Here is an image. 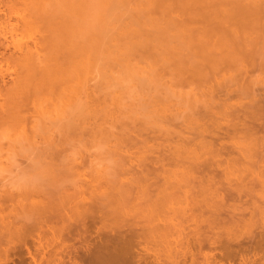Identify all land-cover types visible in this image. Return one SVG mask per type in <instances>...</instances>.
Wrapping results in <instances>:
<instances>
[{
  "label": "rangeland",
  "instance_id": "rangeland-1",
  "mask_svg": "<svg viewBox=\"0 0 264 264\" xmlns=\"http://www.w3.org/2000/svg\"><path fill=\"white\" fill-rule=\"evenodd\" d=\"M50 1L51 3L49 4ZM52 1L54 0H0V264H29L30 262H32L30 264H35L31 258L32 254L37 258V264H53V262L48 261L47 258L51 256L52 252L54 253L53 248H57L58 245L52 242L54 240V234L49 226L57 229L59 226H56V224H62L64 220L59 218L58 215L60 214L64 216V219L65 216L69 217L68 215H70L69 219L72 221L73 219H78V217L81 218L82 215L85 214L84 211L95 210V200H106L104 197L105 194L110 196L112 194L111 200L114 197L115 202L120 198H124L125 200V197L130 201L127 202V200H122V203L111 201V205L108 204L105 210L103 209L106 219L103 218L104 220L102 219V223L99 222L100 219H97L96 227H102L101 230L103 229L102 232L106 233V237L109 234L112 236V234L117 232L119 229L117 227H121L119 225L123 226L120 229H127V227L121 223H133V216H136V214H139L137 216H139L142 225H144V219L146 224L144 225L145 228L154 227L155 229L150 228L153 230L161 228V230H159H165L163 232L166 233L162 236L160 235V238L158 236L160 234L159 230V234L158 231H152L155 241H152V236L151 240H145L144 244V240L142 243H140V241L139 243L142 247L137 242L131 243V247L133 244L136 246H134V248L132 247V250H130V246L128 247V250L131 252L128 251L129 254H126V264H264V249L255 248L256 245H258V239L264 236V188H262L258 182V176H264V158H262L264 155L260 154L261 148L264 147H261L262 144L259 142L260 132L257 135H251V131L250 133L246 132L250 134L249 137L244 134L245 131H239L244 133H235L232 130V124L235 123V115L239 116L240 114L242 115V113L244 115V112H242V110H244L243 107L245 108L246 105L250 106V104L253 106L254 104L253 107H250L251 110L256 107L255 101L258 103L260 97H264V80H262L264 79V53H262V51H264V49H262L264 48V0H228V2L220 0L213 4L212 7L209 5L210 8L216 9L214 14L218 12L215 15L219 17V13H224L225 10H229L230 8L232 10L236 8L237 11L238 7L240 8L242 5L241 9L244 7V9H248V11H256L258 7L253 6V4H255L260 7V11L258 9L260 13L258 16L262 17L259 18L257 16L256 23L254 21L256 17L249 15L250 17L248 18H250V20L245 19L246 22L251 24V26H249L242 18L240 19L243 22H238L240 21L238 18V23L234 24V19H232V22L231 19H229L230 17H223L229 13L228 11L220 15L221 18L229 19H226L225 23H221L224 28L236 27L237 30L239 28H246L240 31H245L244 33L248 37H246V42L249 43L248 47L250 50L248 49V52H246L250 55L247 56L246 52V56L243 53L242 55L248 58L254 54V57L251 56L254 60L248 58V60L245 59L247 60L246 62L243 59L244 61L236 60L235 62H231L230 65L229 63L223 64L222 67L219 65V69H217L218 67L213 69L214 72L211 69L217 66L218 63L212 64L210 65L212 68L209 67V71H206L208 72V77L205 80L195 76L190 70L183 69L182 71L177 69V67L173 68V70L177 69V71H172V68H170V70L169 68L167 69L164 64L166 63L164 62V57L163 61L161 58L164 56L162 52L164 51L163 48L167 49V45L170 47H173V45H177L176 47L182 46L184 49L187 47L186 40L188 41V39L185 38L186 36L183 33L184 37L182 34L180 36L183 30H181V28L186 26L183 24L186 23L184 22V18H188L187 20L190 22L194 21L191 23L194 29L197 27L199 28L200 25L201 28L213 25L211 22H218V17L216 19L213 14L210 15V13H208L211 18L207 17L208 15L206 18H209L208 22L210 24H207L205 20H203L205 23L203 22L202 24L200 15L197 17L201 19L200 21L199 19L192 21L187 17L188 14L185 16L182 11L179 12L178 8H175L176 11L171 13L161 10L162 14L164 13L163 16L165 15L164 18L173 16L171 18H173L174 22L172 21L171 23L174 24L168 27V19L162 20V15H160L161 11L160 13L158 12L159 10L152 14L145 13L142 17L143 21L144 18H146L144 22V30L147 29V31H145L146 33L148 31L150 32L147 28L150 25L149 23L153 25L155 22H158L157 24H159L160 21L161 23L159 25L161 29L164 28L166 30L168 27L169 31L173 30L166 32V34H162L164 36H159L158 34V37L154 34L158 38L154 39L153 42L150 40L154 38L152 37L153 33L145 35L144 32L143 41L147 42L148 38H150V44L146 42L145 44L148 46L154 45L157 46V48L154 47L153 49L150 47L151 50L147 45H144L145 48L141 47L134 55V59L129 60V64H132L133 61L131 66H134H130V68H135L134 70H137V67L139 69L138 74H140L136 79L130 80L133 84L130 81H125L123 87L120 85L119 87L118 85H111L112 87L107 89L106 87L102 88L103 85L99 84L101 83L99 77L95 79L97 82H94V80L92 81L94 84L92 85L96 86H92V89H96L95 93L100 95H98L100 101L104 100L102 98H106L108 103H111L115 108L116 105L112 103L115 99V103L120 101L123 106H121L120 110V113H122L121 115L120 113L118 115L115 114L117 116L115 118L113 117L114 115L112 116L113 118L111 119L114 124H112L110 119L109 123L106 124V128L107 125L109 128L111 124L108 134H106L107 132L104 134L100 133L105 132L104 130H98L97 124L95 123L98 121V123H100L101 120L99 119H97V122L91 120L88 121L89 124H87L88 122L85 124L89 128L91 123L89 131L92 129L93 133L91 132L92 130L90 132L86 131L88 130L86 126L82 131L81 129L79 130L80 125L79 128H75L74 131L70 125V123L72 125L74 123V118L70 116L72 115L71 108L65 107L66 109L62 110L61 101L63 102V100H61L62 98L58 99L60 91L48 93L44 85L42 86L40 84V81L43 83L42 78L36 75L34 77L31 75L29 76L23 64L27 55L29 56V53L33 56V59L36 58V60L37 58L43 57L42 41L46 33L45 27L49 15L51 18L55 17L56 21L59 20L57 18L62 20V18L64 19V17L67 16H77L76 14L100 16L101 13L104 12V4L112 0H65L66 3L64 5H62L63 2H65L64 0H62L63 2L59 0V2H62L61 4H56ZM76 1L79 3L83 2L84 8L82 9L84 10L87 8V10L83 11L81 8H77L78 6L75 7L73 4L69 3L74 2L76 4ZM239 1L242 2L241 5ZM44 5L47 7L43 8L42 6ZM237 5L240 6L236 7ZM249 5H251V8ZM72 7L77 11L73 9L74 12L70 13L73 11ZM219 8L225 9L220 10ZM248 11H246L247 14ZM47 13H49L48 16L43 18ZM102 15L104 16V14ZM149 15L151 21L155 20V22L150 21L148 18ZM105 16L107 15L105 14ZM151 16L154 19H152ZM155 16L156 19H161L156 21ZM128 18L131 17L128 15ZM243 18H245V14ZM54 20L49 21L54 23ZM148 20L150 21L149 23ZM218 24H220V22H218ZM176 25L177 29L173 27ZM222 26L219 25V27ZM156 27L160 29L159 26ZM171 27L173 28L171 29ZM178 27L181 28L178 29ZM209 28L210 30L213 29H211V26ZM215 28L216 26L212 31L215 32V30L218 29ZM154 30L155 28H153L151 32H154ZM179 30L181 32H178ZM176 33H178V35ZM250 34L252 37L249 36ZM256 44L257 46L254 47ZM155 48L158 51L160 49L163 50L160 52L162 56H160L159 52L155 51ZM184 51V54H186V52H188V55L191 54L188 50ZM133 54L131 56H133ZM169 54L170 52L168 55ZM192 55L193 54H191V56ZM256 55H259L258 57L260 58L257 57L259 59L257 62ZM186 59L188 60V56L185 60ZM190 59L191 57L189 61ZM193 59L196 61L198 59L204 64L201 60L202 58L200 57L199 59L198 55L197 58L194 57L191 61H193ZM243 62L246 64V67ZM197 63L200 62L197 61ZM225 65L226 68H224ZM238 66L243 67L241 69ZM243 68L247 70L245 69V71ZM105 71L109 73L108 70ZM158 71L159 74H157ZM142 72L144 73L142 74ZM243 73H245V75H243L244 78L242 77ZM141 74L147 77L140 79ZM153 75L156 76L154 77ZM134 81H136L135 84ZM212 85L214 88L212 93L210 91L208 94L204 95L203 92H208L210 88H212ZM27 86L28 88H26ZM120 88L123 90L122 92ZM206 88L208 90H206ZM118 94L121 96L120 99L117 96ZM97 95L96 98H98ZM106 95L107 97H105ZM114 95L116 96L113 99ZM60 96L62 97V95ZM48 97L49 99L50 97H54L56 98L55 100L58 101L54 104H50L48 103L49 100H47ZM54 98L51 100H54ZM108 99H111L110 101L112 102H109ZM262 100H264V98H262ZM104 102L99 103L102 105ZM111 105L110 108L112 107ZM254 110H252L251 113H253ZM246 112L249 113L250 111L248 110ZM118 116L122 118L119 119ZM244 116L248 115L245 114ZM70 120L73 122H70ZM115 120L116 122H114ZM93 123L96 125V128H92L95 127ZM74 127L75 126H73V128ZM203 128H206L207 132H204ZM128 129L130 130L128 131ZM226 129H229L228 132L231 133L233 131L231 135L227 134L228 137L223 138L229 151H222L221 155L216 156L215 159L221 160L231 158L232 160L229 163L223 160L222 167L217 168L219 174L216 175V180L231 191L241 188L244 191H248V194L246 196L243 195L241 198H238L236 195H234L233 199L227 198L223 207L233 214V219L231 223H222L212 228L209 227L204 220L211 216L212 210L207 207L213 204L215 199L210 192L211 190H203L200 185H197V180L195 178L190 177L188 181V166H190V164L193 165L194 160H202L203 158L214 163L215 166V161H213L211 152L207 153V151H209L212 141L215 146L219 145L222 136L225 135L227 131ZM97 131L100 132L98 133ZM210 131L214 133L211 134ZM219 136H221L220 139L218 138ZM181 144L184 145H182L183 148L186 146L189 150L186 147L182 149L180 147ZM184 154L188 155L189 158H186ZM244 155L247 156L245 157ZM182 158H185V161ZM186 159L188 162H186ZM190 159L193 160L191 161ZM51 165H53L54 168ZM140 169L143 170V173L146 172L145 177L148 179L146 182L147 184H150V182L153 181V179L150 178L154 177L155 181H157L155 184L157 191L149 187L148 189H150L151 193H139L144 199L138 194L136 196H139V198H136L135 195H132L133 193L135 194L137 190L136 184H132L133 189L130 190L134 191L130 196H134L137 200L128 196L129 194L127 193L131 192L125 193L127 196H125V194L123 196H118L121 190H116L122 184V189L126 190L123 186L128 187V181L131 184V182L134 183L139 180L141 181L140 184H143V174L142 172L139 173L142 171ZM185 170L187 173H185ZM222 170L224 171L222 172ZM198 173L200 172L196 174ZM132 175L135 176V178H133ZM125 177H127L126 179H128V181L124 179ZM123 181L126 183H123ZM131 186L130 188H132ZM186 189L191 191V193H187L188 196L185 193ZM114 191H116L115 194H113ZM203 192H205V194ZM259 192L262 194L261 196L258 194ZM100 194L104 195L101 196ZM146 194L151 199H153L154 196L155 201L153 200L152 202L153 206L148 203L150 207L149 205L147 207V204H145L146 200L149 202V198ZM65 196L67 198L70 197L69 201H71L68 202ZM138 201L143 203H138ZM136 202L139 205L136 204ZM25 205L28 207L26 210L27 213L25 211ZM143 205L144 207H142ZM139 206L141 208L137 209ZM29 210L31 211L28 212ZM189 210L191 213L193 212V215L188 217L191 221H188V219L186 220V216L189 215ZM53 211L57 213L56 216H58L54 218L53 216L55 215H52L54 221L49 218L51 217L49 216L51 212L54 214ZM140 211H145V213H140ZM58 212H60V214ZM131 212H135L136 214H132ZM226 213L227 212H223L222 215L227 217L228 214ZM127 215H130L131 221ZM144 216L146 219L143 218ZM139 218L136 217L135 219L138 220ZM122 219H124V222ZM118 221L121 222H119V225H117ZM189 224L190 227L187 228ZM92 227L91 233L93 237H95L96 227L95 225ZM112 227H114V229ZM104 228H106L107 231H105ZM214 233H218V248H214L209 241L214 237L211 236L214 235ZM201 234L205 235L207 239L204 238L206 241L204 240L203 246L199 247L196 239L198 236H201ZM38 237L40 241L39 244L36 240ZM169 239L171 241H169ZM187 239H189L190 242ZM72 240V242H70L74 243L76 246H78V244L80 245L83 241L85 242L83 238L82 240H78V238L77 240ZM37 245H40L37 248L42 250H38L36 248ZM50 246H53V248ZM144 246L145 249L143 250ZM260 246L264 247V245ZM139 249L142 250V252ZM35 251L38 252L36 253ZM47 254H49V256ZM133 254L138 257L140 255L141 260ZM131 257L133 258L132 260ZM26 261H28V263Z\"/></svg>",
  "mask_w": 264,
  "mask_h": 264
},
{
  "label": "bare ground",
  "instance_id": "bare-ground-1",
  "mask_svg": "<svg viewBox=\"0 0 264 264\" xmlns=\"http://www.w3.org/2000/svg\"><path fill=\"white\" fill-rule=\"evenodd\" d=\"M61 1L59 2V0H58V2H57V0H54L52 2H54L56 4L57 3L61 4L63 2V1L62 2ZM66 1H68V0H66ZM66 1L63 2L62 5H64L66 3ZM217 1H220V0H112V1L107 2L106 4H104L103 11L105 13L104 12L101 13L100 16H90V15H84V14L82 15V14H76L75 13L77 16H73V14H72L73 17L67 16V17H64V19L62 18V20L60 18H57V19L61 20V21L57 20L58 23H57L55 17L51 18V17H49L50 15L48 16L49 13H47V15L45 14V16H43V18L46 17V16H48V18H49V19L47 18L48 22H46L47 20L44 19V20H46L45 22L47 24H46V27H45L46 33H45L44 39L42 41V47H43V49H42L43 55L42 56L43 57L39 58L40 60L38 58L36 60V58L33 59V56H31L30 53H29V56L28 55H27V57L25 56L26 58H25V62L23 64L24 68L29 73L28 74L29 76L31 75V76L34 77L36 75V76H39V78H42L43 83L40 81V84L42 86L44 85V88L48 91V93L55 92V91H60V93L58 94V96H59L58 99L62 98L61 100H63V102L61 101L62 110H65L66 108H71L72 115H70V116H71V118H74L73 119L74 123H73V125L70 123V125L72 126V129H74V131H75V128H79V125H80L79 130L81 129V131H82V129L86 126L85 125L86 122L91 121V120L97 122L98 121L97 119H99V120H101L100 123H98L99 121L97 123H95V122L94 123L97 124L98 130H100V131L104 130L105 131V132H100V131L99 132L103 133V134L107 132L106 134H108V130H109V128H111L110 127L111 124H110L109 128H108V125H107V128H106V124L109 123L110 120L112 121V124H114L113 120L111 118L117 117L116 115H118L120 113L122 104H121L120 101L119 102L116 101L117 103H115V99L114 98H115L116 95H114V97H113L114 102L110 101L112 98L110 100L108 99L109 102H112V103H114L116 105L115 108L117 109V112L119 111L117 113L116 109L114 108V106H112L111 103L109 104L108 101L106 100V98H102V99L105 100V102H104V100L100 101V98L98 97L99 94L97 95L95 93L96 89L95 90H94V88L92 89V86L94 85L92 81L94 80V82H97V80L95 81V79L97 77H99L100 80H101V83H99V84L103 85L102 88L106 87L108 89L109 87L111 88L113 85H118V87L120 85V86L123 87V83H125V81L129 82L130 80L136 79L137 76L140 75V74H138L139 69L137 67H136L137 70H134L135 68L134 69L130 68V66L133 64V61H132V64H129V60H133L134 59V55L136 54V52H138L141 49V47L145 48V46L147 45V44H145L146 41H143V39H144L143 38V34H144L145 31H147V29L144 30V26H145L144 22H145L146 18H144V21H143V17L142 16L145 15V13L152 14L153 12H155L157 10H159L158 11L159 13H160L161 10L163 12L171 13L173 11H176L175 8H178L179 12L182 11L185 14V16H186V14H188L187 17L190 18L189 20L193 21L195 19H199L197 17H198V15H200L202 20L199 19V21L201 20L202 24H203V22H204L203 20H205V21H207L206 23L208 24L209 23L208 20H209V18H211V16H209L208 13H210V15L213 14V16L216 17V19L218 17V16L215 15L218 12H216L214 14L216 9L210 8ZM225 2H228V0H225ZM50 3H51V1L49 2V4ZM69 3L73 4L75 7L78 6L77 8H81V9L84 8V3L83 2H82L83 4L81 2L80 3L77 2L76 4L74 2H69ZM233 3H234V1H233ZM239 3H240V5L242 4L241 1H239ZM73 5H71V6H73ZM209 5H210V7H209ZM240 5H237L236 7H238ZM249 6L251 8V5H249ZM253 6L258 7V9L260 11V7L259 6L255 5V4H253ZM42 7L44 8L45 5L42 6ZM241 7L240 8L238 7L237 11H236V8L233 9V10L231 8L229 10H225L226 12L224 11V13H227V11L229 13H227V15H225L223 17H230L229 19H231V21H232V19H234L233 20V21H235L234 24H237L238 22H241L242 20H244V22H246L245 19H249L250 20V18H248L250 16H252V17L255 16L256 19H254V21L256 22L257 16L260 14L258 9L256 10V8H255L256 11H252V10L248 11V9H244V7L241 9ZM73 9L75 10L74 7H72V10ZM219 9L221 10L222 8H219ZM224 9H222V10H224ZM74 10L71 11L70 13H73ZM84 10H87V8H85ZM45 11H46V9H45ZM75 11H77V10H75ZM162 11H161V14H160V15H162V20H164V19L167 20L168 19L167 20L168 21L167 25L169 24L168 27H170V25L174 24V23H171L173 21V18H171V17H173V16H171V17L169 16V18H164L165 15L163 16L164 13L162 14ZM231 11H233V12H231ZM246 11H248V14H247ZM79 12H81V11H79ZM85 12H87V11H85ZM82 13H84V12H82ZM102 14H104V16ZM105 14L107 16H105ZM166 14H168V13H166ZM221 14L220 13L218 14L219 15L218 19L220 20V21L218 20V22H220V24H218V22L213 21V23L211 22V24H213L214 26L213 25H209V26L205 25L206 26L205 28H207L208 30L203 28V27L201 28L200 27L201 25L199 26V28H201V29H199L198 27L193 29V27L191 26V23H193L194 21L190 22V21L187 20L188 18H186V19L184 18V22H186L187 24L183 23V24L186 25V26H184L185 28L184 27L183 28L180 27L181 30L182 29L183 30H182V32L180 30L178 32H181L180 36L183 33L186 36L185 38L188 39V41L186 40V42H187L186 46L187 47H185V49L182 48V46L176 47L177 45H173V47H170L169 45H167L168 46L167 49L163 48L164 51L161 50V49L158 51V50H156L157 46H154V45H152V46H148L147 45V46L149 48L152 47L153 49H154V47H156L155 51L159 52V53L163 51L162 53H164V56H162L161 53H160V56H162L161 57L162 61H163V57H164V62H166V63H164V62L163 63L166 65L167 69L169 68V70H170V68H172V71H174V70L177 71V69L182 70V71H183V69L190 70L195 76L201 78L202 80H205L208 77L207 76L208 72H206V71H209V69L212 68L210 66L212 64L218 63L217 66H214L211 69L213 71V69L218 67L219 65H221L220 67H222L223 64H228L229 63V65H230L231 62H235L236 60L244 61L245 59L248 60V58H251V59L254 60V58H253L254 54L251 55L253 57H251V56H249L248 58L245 57L246 53L248 52V49H249V47H248L249 43L246 42L247 41L246 39L248 37H247V35H245V33H244L245 31L241 32L240 30L241 29L245 30L246 28H239L238 30L236 29V27L235 28H231V27L227 26L228 28H224L221 25V23H225L226 19H228V18H226V19L225 18H221V16H220ZM244 14H245V18H243ZM128 15L131 18H128ZM156 16H157V14H156ZM156 16H155V19H156ZM202 16H204V17H202ZM206 16L209 17V18H206ZM146 17H147V15H146ZM260 17H262V16H260ZM148 18L150 19V15H149ZM151 18H152V16H151ZM203 18H206L207 20L203 19ZM235 18H236V20H235ZM238 18L239 19L242 18V20L240 19V21H238L239 20ZM259 18H258V20H259ZM52 19L53 20L55 19L54 23L51 22V21H53ZM152 19H154V18H152ZM160 19L161 18H158V19H156V21H158ZM49 20H51V21H49ZM142 21H143V23H142ZM150 21H151V19H150ZM150 21L148 20V23ZM180 21L182 22L181 19H180ZM151 22H155V20L151 21ZM189 22H190V24H189L190 27L188 26ZM252 22H253V20H252ZM155 23L153 24L154 26L151 23H149V24L152 25V26H150L148 24L150 27L148 26L147 28H148V30H150V32L149 31L147 33L145 32V35H149L148 33H153L152 34L153 36L152 35L151 36L154 37L152 39L148 38V41L150 39L153 42V40L158 38L159 36H164L162 34H166V32L172 31L173 27H176L175 29H177V25H176V26L171 27L172 30H170V31H169V28L167 27L166 30H168V31H166L164 28L161 29V27L159 25L161 23V21L159 22V24H157L158 22H155ZM246 23H248V22H246ZM219 25L222 26V27H219ZM247 25L251 26L250 23H248ZM156 26H159L160 29H157L158 27H156ZM210 26H211V29L213 28L212 30H214L215 26H216L215 29H217V28L218 29L215 30V32H214V31L210 30V28H209ZM152 27L155 28L154 32H151V30H153ZM180 28L178 27V29H180ZM249 30H247V31H249ZM154 34L157 35V36L159 34V36L157 37ZM176 34L178 35V33H176ZM183 34H182V36H183ZM165 36H167V35H165ZM249 36H251V34ZM144 37H146V36H144ZM210 37H212V38H210ZM251 39H253V38H251ZM148 41L146 43L150 44V41L149 42ZM152 42H151V44H152ZM1 46H2V43H1ZM255 46H257V44L254 45V47ZM262 49H264V48H262ZM184 50H188L189 53L193 54L191 56V54L188 55L187 54L188 52H186V54L188 56V60L187 59L185 60V58H187V56H186V54L183 53V52H185ZM251 50H254V49H251ZM169 52H170V54L168 55ZM259 52H261V51H259ZM242 53L245 54V56L242 55ZM256 53H257V51H256ZM262 53H264V51H262ZM31 54H32V52H31ZM132 54H133V56H131ZM171 54H173V55H171ZM197 55H198L199 59H200V57L202 58L201 60L204 62V64L198 59H197V61H199L201 64L197 63V61L194 60V59H193V61H191L192 58H194V57L197 58ZM248 55H250V54L247 53V56ZM258 56L259 55H256V58ZM129 57L130 58L133 57V58L130 59ZM190 57H191V59L189 61ZM242 57H244V58H242ZM258 58H257L256 62L259 61L260 58L259 59ZM247 60H245V62ZM23 61H24V57H23ZM130 63H131V61H130ZM167 63H168L169 66H170V64H171V66L172 65L173 66L169 67L167 65ZM136 66H138V65H136ZM240 66H241V64H240ZM240 66H238V67L242 69L243 66L242 67H240ZM131 67H134V66H131ZM176 67H177V69L173 70V68H176ZM245 67H246V64H245ZM207 68H208V70H207ZM224 68H226V65L224 66ZM217 69H219V67ZM245 69L246 68H243V70H245ZM105 70H108L109 73H107V71H105ZM154 70H155V68H154ZM130 71H132V72H130ZM141 71H143V70H141ZM136 72H137V74H136ZM132 73H135V74H132ZM143 73L144 72H142V74ZM142 74H141L140 79L147 77L146 75L142 76ZM157 74H159V71L157 72ZM147 75H148V73H147ZM243 75H245V73L242 74V77L244 78ZM151 80H153V79H151ZM262 80H264V79H262ZM130 82L132 83V81H130ZM135 83H136V81H134V84ZM28 86H29V84H28ZM28 86L26 88H28ZM93 87H96V86H93ZM208 87H211V86H208ZM213 89L214 88H213V85H212V88H210V90L208 92H205V91L203 92L204 95L208 94L210 91L212 93ZM102 90H105V89H102ZM206 90H208V89L206 88ZM122 91L123 90L121 89V92ZM97 93H98V91H97ZM105 94H103V95H105ZM60 95H62V97ZM96 95H97L98 98H96ZM117 96L120 99L121 96H119V94ZM105 97H107V95ZM53 98L54 97H50V99H49V97H48V99H47V100H49L48 103H50V104L53 103L54 104V103H56L58 101V100L56 101L55 100L56 98H54V100H55V102H54V100H51ZM262 98H264V97H260L261 100L259 99L260 103H259L258 99H257L258 103H257V101H255L256 102V104H255L256 107L252 108L251 110H250V107H253L254 104H253V106L250 104V106L246 105L245 108L243 107L244 110H242V112H244V115L246 114L248 116H244L243 113H242V115L244 117L241 114H240L241 117H240V115L239 116L235 115V117H234L235 123L232 124V130L235 133H238L239 131H245V133L244 132H239V133H244V134H246L248 136L250 134L251 135H253V134L257 135L260 132V135H259L260 141L259 142H261V144H262L261 147H264V100H262ZM99 102H101V103L104 102L105 104L103 103L102 105H100ZM110 105L114 109L112 107L110 108ZM247 109L250 111L249 113L252 116L248 112H246V111H248ZM252 110H254L256 113L254 111H253V113H251ZM121 114L122 113H120V115ZM120 118H122V117H119V119ZM117 120H118V118H117ZM71 121L72 120H70V122ZM121 121H122V119H121ZM114 122H116V120ZM87 124H89V122ZM73 126H75V127L73 128ZM90 127H91V123H90L89 128ZM87 128H85V129H87ZM89 128L86 131H89ZM92 128H96V125H95V127H92ZM123 129H124V127H123ZM239 129H241V130H239ZM91 130L92 129H90V131ZM129 130L130 129H128V131ZM228 130L226 131L225 135L222 136V140L220 141L219 145L215 146V144L212 143L213 142L212 141L210 143L209 151H207V153L211 152V154L213 156V161H215V166H214V163H212V162L208 161L206 158L202 157L203 158L202 160H194L193 161V165L190 164L191 167L188 166L189 169L187 167V169L189 171L188 172V174H189L188 175V177H189L188 181L190 180V177L191 178H195L197 180V185L198 186L200 185L203 190H211L210 192H211L212 196L215 199V202L207 207L208 209L212 210L211 216H209L208 219L204 220L206 222V224H208L209 227H212V228H214L216 226H219V224H222V223H227V222L231 223V221L233 219V214L230 211H228V209H225L223 207L225 205L226 201H227V198H229V199L232 198L233 199L234 195H236L238 198L239 197L241 198L243 195L246 196L248 194V191H244L241 188L233 189L231 191V190L227 189L224 185L220 184V182L218 180H216V175L219 174V170L217 168L222 167L223 160L226 163H229L232 160L231 158H226V159H221V160H216L215 159L216 156H220L221 155L222 151H225V150L229 151V149L226 147L227 145H225V140L223 139V138L228 137V135H231L233 133V131L231 133V132H228ZM128 131H126V132H128ZM203 131L207 132L206 128H203ZM250 131H251V133H250ZM83 132H85V131H83ZM83 132H81V133H83ZM91 132L93 133V130ZM110 132L112 133V131H110ZM210 132H211V134L214 133L213 131H210ZM246 132H249L250 134H248ZM112 134H114V133H112ZM136 134H135V136H136ZM121 136H120V138L122 139ZM201 136H203V135H201ZM220 137L221 136H219L218 138L220 139ZM182 145L183 144H181L180 147L182 149H185L186 146L183 148ZM187 149L189 150V148H187ZM260 152H259L260 154L264 155V148H261ZM184 155H185L186 158H189L188 155H186V154H184ZM197 156H198V154H197ZM244 156L246 157L247 155H244ZM180 157H181V155H180ZM120 158H121V156H120ZM177 158H178V155H177ZM262 158H264V157H262ZM182 159L184 160L185 158H182ZM193 159H195V158H193ZM186 162H188L187 159H186ZM51 166H53V165H51ZM53 168H54V166H53ZM214 168H216V169H214ZM140 170H142V169H140ZM223 171L224 170H222V172ZM141 172L143 174V177H142L143 178V184H140L141 181H139V180L134 182V183L131 182V184H130L128 179H126L127 177H125L124 179H126L128 181L127 184H128L129 189H128V187L123 186V188L124 187L126 188V190H123L122 187H121L123 184L121 186L119 185L121 188L118 187L117 190L115 189L116 191H118L119 189L121 190V191H119V193L117 192L118 196H120V195L123 196L125 193L131 192V193H127V194H129L128 196L132 197L135 200L137 197L139 198V196H142V195H140L141 193H147V194L151 193L150 189H148L149 187H152L153 189H155L157 191V187L155 186L157 181H155L154 177H151L150 179H153V181L150 182V184H147L146 182L148 181V179L145 177L146 172L143 173V170H142L139 173H141ZM197 172H200V173L196 174ZM185 173H187L186 170H185ZM123 174H124V172H123ZM133 178H135V176H133ZM131 179H129V180H131ZM109 180H108V182H109ZM135 180H137V179H135ZM125 181H123V183ZM258 182L261 185V187L264 188V176L259 175L258 176ZM132 184H136L135 186H136L137 190L135 191V194L134 193L132 194V192L134 190L133 191L130 190V189H133V185ZM129 185L130 186L132 185L131 186L132 188H130ZM135 186H134V188H135ZM89 188H86V189H89ZM96 188H97V186H96ZM114 188H113V190H114ZM101 190H103V189H101ZM128 190H130V191H128ZM186 190H185L186 195H187V193H191V191L189 189H186ZM91 191H92V189H91ZM116 191H114L113 194H115ZM205 192H207V191H205ZM205 192H203V193L205 194ZM131 194L135 195L136 198H134V196H130ZM137 194L139 196H136ZM258 194L260 196L262 195L260 192ZM100 195L103 196L104 194H100ZM107 195L108 194L104 195L106 200L102 199L103 201L102 200H100V201L95 200L96 202L94 201L96 203L95 210H93V211L92 210L84 211L85 214L82 213L83 215H82L81 218H79L77 216L79 220L77 218L73 219V221L70 220L69 219L70 215H68L69 217L65 216V219H64L63 218L64 216H62L60 214V212H58L61 215V217H60V215H58L59 218H62L61 220H64V221L63 222L61 221L62 224H60V225H57L58 223L56 224V226H59V227H57V229L54 228V227L49 226L50 229H52V233L54 234V240L53 241L51 240V241L53 242V244H57L58 247L54 249L53 246L52 247L50 246L51 248H53L54 253L52 252L51 256L49 258H47L48 261L53 262V264H98V263H102V264H115V263L116 264H126L127 263L126 262L127 261V259H126L127 255L126 254L127 253L129 254V252H131V251L128 250V247L130 246V248H131L130 250H132V247L134 248V246H136L135 244H133V246L131 247V245H132L131 243H134V242L139 243L140 241H141L140 243H142V241L144 240V242H143V244H144L145 240L150 241L151 240V236L153 238L152 231L155 232V231H158L159 229L161 230V228H159L158 230L157 229L156 230L150 229V228H154V227H147L148 229L145 228L144 225H146V224L144 222V219H143L144 225H142L140 223L139 216H137L139 214H136L137 212L135 211L136 213L133 212V213L136 214V216H133L134 217V219L132 220V221H134L133 223H131V224L127 223L126 224V222L123 221L124 219H122V221L124 223H121L120 221H118V224L116 223L117 225H119V222L121 224H124L127 227V229H125V230L124 229H120L123 226L119 225L121 227H117V228H119L120 230L118 229V231L115 232L114 234H112V236H111V234H109L106 237L105 236L106 233L102 232L103 229L101 230L102 227H96V222H97V219H100L99 222L102 223V219L103 218L106 219L104 217L105 214H104L103 209L105 210V208H106V206H108V204H110L112 202H115L114 197L111 200L112 194H111V196L110 195L107 196ZM125 196H127V195L125 194ZM151 196H152V194H151ZM147 197H148V195H147ZM69 198L70 197L67 198L68 202L71 201V200L69 201ZM142 198H143V196H142ZM148 198H149V202L146 200L145 204H147V207L149 205L148 203H150V205L153 206L152 202L154 200V196H153V199H151L150 197H148ZM120 199H117L116 202L117 203L118 202L122 203V200H124V198L121 199V200ZM125 200H127V197H125ZM150 200H151V202H150ZM64 201H67V200H64ZM124 201H123V203H124ZM128 201L129 200H127V202ZM97 202H98V204H97ZM134 202H132V203H134ZM139 202H141V201H138V203ZM138 203L136 202V204H138ZM141 203H143V202H141ZM27 205L24 206L26 208L25 211L28 208V207H26ZM120 205L123 206L122 204H120ZM144 205L142 207H144ZM150 205H149V207H150ZM136 206H134V207H136ZM140 206L137 207V209L141 208ZM122 208H124V207H122ZM119 210H121V209H119ZM190 210H189V215L187 214L188 216H186V220L188 219V217L190 215H193V212L191 213ZM30 211L31 210H29L28 212H30ZM145 211H142V212L140 211V213H145ZM223 212H227L226 213V214H228L227 217H224L222 215ZM26 213H27V211H26ZM51 213L49 214V216H51L49 218H51L54 221V219L52 218V215H55V216H53L54 218L58 217V216H56L57 213H55V212H54V214L53 213L51 214ZM122 214H124V213H122ZM143 215H145V214H143ZM79 216H81V215H79ZM127 216H129V218H130V215H127ZM136 217H138L139 219L136 220L135 219ZM85 218H87V219H85ZM143 218L146 219L145 216ZM58 220H60V219H58ZM129 220L131 221V218ZM188 221H191V219L190 220L188 219ZM188 221H186V222H188ZM94 225L96 227V230H95V234L96 235H95V237H93V235L91 233V231L93 229L92 226H94ZM189 227H190V224H189V226L187 228H189ZM112 228L114 229V227H112ZM10 229H7V230H10ZM104 229H105V231H107L106 228H104ZM170 230H172V229H170ZM16 231H18V230H16ZM159 231H158V234H159ZM163 231H165V230L160 231V234L158 235L160 238H161L162 235L166 234ZM8 232H10V231H8ZM169 232H171V231H169ZM15 233H17V232H15ZM173 233H174V231H173ZM175 233H176V231H175ZM11 234H13V233H11ZM217 234L218 233H214V235H211V236H214V237L209 240L210 244L214 248L215 247L218 248L217 246H219V239H218ZM176 235H177V233H176ZM109 236H111V237H109ZM146 236H148V237H146ZM156 236H157V232H156ZM92 237H93V240L91 241ZM77 238H78V240H82V238H83L85 240V242L83 241L80 245L78 244V246H76L74 243H71L72 241H74L72 239H76L77 240ZM172 238H171V240H172ZM204 238H206V236L201 234V236H198V238L196 239V241L198 242L199 247L203 246V241L204 240L206 241L207 238L206 239H204ZM154 239L155 238H153L152 241ZM165 239H166V237H165ZM36 240H37V242L39 244L40 243L39 237ZM171 240L169 239V241H171ZM187 240L189 241V239H187ZM260 240H264V236H261L258 239V241H257L258 245H256L255 248L264 249V247L260 246V245H264V241H260ZM147 241H146V243H147ZM79 242H81V241H79ZM140 243H139V245H140ZM39 246L40 245H37L36 248L39 247ZM144 249H145V246H144L143 250ZM16 250H17V248H16ZM38 250H42V249H38ZM30 251H29V253H30ZM140 251L142 252V250H140ZM27 252H28V248H27ZM136 253H138V252H136ZM30 255H31V253H30ZM47 255L49 256V254H47ZM133 255H135V254H133ZM136 257H138V256H136ZM31 258H32V260H33V262L35 264L38 263L37 258L33 254H32ZM138 258H140V260H141V256L140 255H139ZM9 259H11V258H9ZM132 259L133 258L131 257V260ZM26 262L28 263V261H26ZM30 263H32V262H30ZM20 264H22V263H20Z\"/></svg>",
  "mask_w": 264,
  "mask_h": 264
}]
</instances>
